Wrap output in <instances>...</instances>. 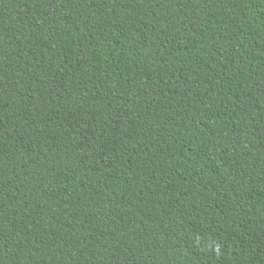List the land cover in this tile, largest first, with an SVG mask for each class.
<instances>
[{
    "label": "trees",
    "instance_id": "trees-1",
    "mask_svg": "<svg viewBox=\"0 0 264 264\" xmlns=\"http://www.w3.org/2000/svg\"><path fill=\"white\" fill-rule=\"evenodd\" d=\"M0 264H264V0H0Z\"/></svg>",
    "mask_w": 264,
    "mask_h": 264
}]
</instances>
